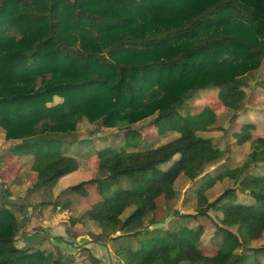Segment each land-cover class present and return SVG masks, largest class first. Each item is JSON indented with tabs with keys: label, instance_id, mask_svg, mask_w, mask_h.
<instances>
[{
	"label": "trees",
	"instance_id": "trees-1",
	"mask_svg": "<svg viewBox=\"0 0 264 264\" xmlns=\"http://www.w3.org/2000/svg\"><path fill=\"white\" fill-rule=\"evenodd\" d=\"M263 60L264 0H0V128L15 155H33L34 188L79 169L77 157L64 154L65 141L50 134L76 131L84 118L117 129L115 144L96 152L102 176L63 191L96 185L105 210H83L77 221L96 222L112 239L137 236L158 200L177 196L182 174L198 183L195 212L183 215L217 216L205 244L215 253L200 251L183 226L152 232L168 244L152 236L137 247L123 243L115 253L120 263L240 264L248 253L256 256L248 264H262L264 246L251 242L264 236V173L250 169L264 163V136L251 135L264 129V120L242 127L250 142L242 166H230L227 158L196 181L206 169L203 152L214 147L197 134L190 100L217 90L223 106L241 110L249 100L248 76ZM257 83L264 89V78ZM229 89L233 93L223 97ZM153 116L158 135L174 130L179 137L159 146L142 141L144 133L132 126ZM177 154L174 164L161 167ZM125 179L139 187L112 191ZM238 187L253 202L229 204ZM6 204L0 208V264H45L42 249L17 246L23 206Z\"/></svg>",
	"mask_w": 264,
	"mask_h": 264
},
{
	"label": "rangeland",
	"instance_id": "rangeland-1",
	"mask_svg": "<svg viewBox=\"0 0 264 264\" xmlns=\"http://www.w3.org/2000/svg\"><path fill=\"white\" fill-rule=\"evenodd\" d=\"M263 78L264 60L259 69L249 74L247 79L249 100H247L244 107L238 111H235L233 110V108L231 109L225 105L223 106L222 99H219L217 97V90L210 92L205 98L201 99L203 101H198L195 103L190 100V102L196 107L192 115L199 120L198 129L196 128L197 134H199L203 138L212 139L213 141L210 146H213L214 148H210V150L204 151L202 157L200 158V162L204 164L205 167L209 169H215L217 165H219L221 161L226 158L230 160V166L233 167L242 166L247 161L248 154L250 152V149L248 147L250 142L244 139V137L247 136V132H244L242 127L247 122L260 123L262 120H264V89L257 83L258 81H260V79ZM232 93V90L229 89L228 91H225L223 93V97L227 95L229 96ZM60 100V97H57L55 101ZM234 116L236 117V119H232ZM154 119L155 117L153 116L132 126L133 128H140L142 130V133H144L145 135L144 137H146H143L142 141L151 140L153 146H159L175 139L176 137H179L180 133L178 131L175 132L174 130L168 131L167 133L162 135H158L156 128L152 125ZM116 130L117 129L115 128L104 127L100 122L91 123L87 118H84L79 123L78 129L76 131H69L62 134L52 133L48 136L49 138H60L61 140L65 141L62 147L63 152H66V150H72L79 161L80 169L77 172L75 171L76 173L74 175L69 176L68 183L74 182V184L76 183L75 185H79L80 183L93 179L94 177L102 176L101 172H98L97 175H95L96 171H98L97 167L99 166V160L98 158H96V152L107 145L115 144V139L112 137V135ZM0 131V149L2 150L8 147L9 144L7 143V141H4V135L1 134L5 132L4 129L0 128ZM251 135L252 137H262L264 136V129L259 128L258 131L257 129L252 130ZM116 143L119 147L124 145V143ZM226 144H228V146ZM226 146L228 147V152H225ZM223 152H225L226 154L223 155ZM179 156V154L175 155L173 159L164 163L161 167H163L164 169L168 168L178 160ZM30 163L31 160L30 162H26L24 165L29 167ZM2 171L3 169H0V185H3V188H6L5 184L9 185L6 191L7 194L5 192L4 193L15 199L20 198V200L25 199L35 201L36 209L40 211L39 213L42 216H48L49 214H51V210L48 209L50 205L47 204V201H54L57 199L56 204H58L66 194H63V191L67 189H63V191L60 190L62 189V185L64 183L59 185L57 184L58 182H56V184L50 185L48 187L42 186L39 188H33L34 184L37 181V177H35L34 179L33 177L29 176V173H27V171L22 170L19 173V175H21L19 178L22 182H20V187L18 188V190H16L13 185L17 179H14V175H16L17 170L12 166L5 168L3 173ZM250 172L253 174H263L264 163H260L259 166H253L250 169ZM187 178L188 177L182 174L178 179L176 183L177 196L173 200L166 201L163 198L158 200L157 209L149 214L145 221L137 227V229H140V232L134 238L124 237L119 240L112 239L107 235H101L102 230L96 222H78L77 217H79V214L76 217H73L72 215L68 217L65 224L67 227V236H69V239L71 241L69 243H61L60 246L65 245L66 247H72L74 246V244H77V248L79 249L76 254L77 256L75 257V261L72 262L64 260L60 263L100 264V260H95L96 257L92 254L90 247H87V245H91L98 249L99 246H103L102 243H105L107 245L111 243V248H109V250L112 253V259H115L116 250H118L120 245H122L123 243H128L133 247H137L139 239H144L152 236L154 237V239H152V242L155 241L157 243L160 242L161 244H168L169 241H163V239L155 238L161 237L160 235H162V231L164 234L165 230L176 231L183 226L189 227L190 235L193 238L194 245L198 247L200 251L207 255L214 254V251H216V249L212 250L210 249V247H207L206 249L205 244H208L213 239V222L216 221L217 216L214 214V217L210 216L196 218L183 215L195 212L192 205V199L194 198L196 187L198 186V183L196 182L187 184L189 181ZM74 184L72 186H75ZM137 187H139V184L133 183L129 179H125L121 182L120 185L115 186L112 191H114L116 188L120 189ZM81 188H87L88 190L94 188L96 189L95 191L98 192V187L96 185L82 186ZM1 189L2 188H0V190ZM112 191H110V193L108 194H112ZM251 202H253L252 195L248 194V192L241 187H238L237 191L232 194L230 198H228L229 204H249ZM21 206H23L22 210H24L22 212H26L28 210L27 205L22 204ZM54 210L55 209H53V212H55ZM19 213L17 217H20ZM60 219L64 220V218ZM201 225H203L204 228H201ZM36 228L41 232H44L47 229L43 228L42 225H38V227ZM155 229L161 230V233L157 234L155 232L156 234H153L152 232H154ZM203 229H205L204 234H206V238L204 235L202 237ZM117 235H119V233L114 234V236ZM56 237L57 236L55 235V238ZM202 239L204 240L203 242ZM75 240H78L79 242ZM165 240H168V238ZM152 242H149L146 245L150 247ZM251 245L253 247H259L262 245L264 246V236L258 240L252 241ZM44 249L45 253H48V249H52L53 252L52 257L46 259L45 264H56L58 262L57 259L61 258L60 247L55 246L54 244H48ZM173 253L174 255H177L178 250H174ZM238 254V251L235 252L234 257H236ZM255 258V255L253 256L247 253L244 255V260H242L240 264H248ZM261 261L262 264H264V255L261 257ZM108 262H110V264H123L117 260L115 262H112L111 259H109L108 261L106 260V264ZM181 264L189 263L182 262Z\"/></svg>",
	"mask_w": 264,
	"mask_h": 264
},
{
	"label": "crops",
	"instance_id": "crops-1",
	"mask_svg": "<svg viewBox=\"0 0 264 264\" xmlns=\"http://www.w3.org/2000/svg\"><path fill=\"white\" fill-rule=\"evenodd\" d=\"M258 130L259 129H257V131ZM1 134L4 135V141H6L5 132L1 133ZM7 143L9 144L8 147H6V148L4 147L5 149H2V150L0 149V169H3L2 173L4 172V169L7 167L13 166L17 170L16 175H14L15 176L14 179L15 178H17V179H16L13 186H14V188H16V190H18V188L20 187V182H22L21 179L19 178L21 176V175H19L21 170L27 171V173H29V176L33 177L34 179H35V177H37L36 172H34L31 168V163L29 164L30 168L28 166L24 165L26 162H30V160L32 162L34 157H33V155H25V156L18 157L17 155H15L10 150L11 146H13L14 144L10 143L9 141H7ZM231 143H233V142H231ZM248 147L250 149V143H249ZM232 152H233V150H232ZM64 154L75 156V154L72 150H66V152H64ZM226 159L222 160L221 163L224 162ZM79 169H80V166H79ZM213 169L214 168L209 169L206 167L203 174L200 175L196 179V181L198 179H200L202 176H204L207 172L212 171ZM76 172H73V173L66 175L64 177L62 176V178H60L57 181L58 182L57 184H59V185L64 183L62 185V189H60V190L63 191V189H69V187H72L74 182L68 183V178H69V176L74 175ZM98 172L99 171H96L95 175H97ZM187 179L190 181V182L188 181L187 184L194 182V181L190 180L189 178H187ZM34 182H32V183H34ZM5 186H6V188L5 187L3 188V185H0V188H2L0 190L1 191L0 208H2V206L7 205L6 203H15L17 205L25 204L28 206V208H27L28 210L26 212H23V213L21 212L22 214L19 213L20 217H18V223H19L20 231H19V234L16 238L17 246L19 248H22V249L41 248L44 252V255H46V259H49V257L51 258L52 254H53L52 249H48V253H45L44 248H46L48 244H54L55 246L60 247V250H61V252H60L61 258L57 259L58 262L56 261L57 262L56 264H62L60 262L64 261V260H68V261H72V262L75 261V257L77 256L76 254H77L78 249H79V248H77L78 247L77 244H74V246H72V247H66L65 245L60 246L61 243L64 244V243H69L71 241L69 239V236H67L68 235L67 234V227L65 224V222L67 221L66 219L68 217H70L71 215L73 217H76L78 214H80L81 211L86 210V209H92V210H96V211H104L105 210V207L103 205L104 204L103 199L99 195V193L95 191L96 189L91 188L90 190H88L87 188L86 189L81 188L80 190H78L76 192L64 195L63 199H61L60 202L55 207L53 205H50L48 207V209L51 210V212H50L51 214H49L48 216L47 215L42 216L39 213L40 211L36 209L35 201L25 200V199L20 200V198L15 199L13 197H10L9 195H6L7 194L6 191H7V188L9 187V185L5 184ZM20 195H22V194H20ZM52 208L55 209L54 210L55 212H53ZM40 209H41V206H40ZM60 218H64V220H61ZM59 220H61V221H59ZM44 222H46V223H44ZM38 225H42L43 228H47V229L44 232H41L40 230L38 231V229L36 228V227H38ZM55 235L57 236L56 238H55ZM75 241L79 242L78 240H75ZM55 242H57V243H55ZM102 244H103V246L102 247L99 246L98 249L91 246V245H87V247H90L92 254L96 258L100 259V264H106V260L108 261L109 259H111L112 262H115L116 258L112 259V257H111L112 253L109 250V248H111V243H109V245H107L105 243H102ZM107 257H108V259H107ZM110 262H108L107 264H110Z\"/></svg>",
	"mask_w": 264,
	"mask_h": 264
}]
</instances>
